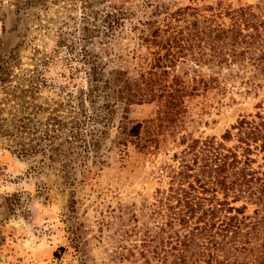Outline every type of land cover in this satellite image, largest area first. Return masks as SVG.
Here are the masks:
<instances>
[{
	"label": "trees",
	"instance_id": "obj_1",
	"mask_svg": "<svg viewBox=\"0 0 264 264\" xmlns=\"http://www.w3.org/2000/svg\"><path fill=\"white\" fill-rule=\"evenodd\" d=\"M40 1L44 0H25L24 5ZM72 1L75 6L76 0ZM125 1L81 0L83 16L75 22L80 40L91 43L98 37L99 47L123 38L129 22L142 44L157 47L146 59L150 68L138 78L122 70L103 75L94 62L101 57L85 48L83 60L93 62L86 90L78 97L70 94L66 103L50 107L42 117L49 102L40 101L37 86L24 84L28 79L15 73L16 55L10 53L0 61V140L7 138L13 152L21 157L42 154L54 162L66 158L64 167L70 175L77 162L86 165L91 157L95 164L105 162L101 147L115 106L124 104L126 113L133 102L161 99V122L174 134L185 127L187 95L213 88L225 94L222 79L240 80L255 96L264 89V5L206 13L195 6L170 11L159 3L148 20L133 22L136 13ZM146 5L153 6L151 0H145ZM179 61L207 66L212 73L205 78L194 70L199 72V78H193L195 85L178 75L169 82V69ZM224 69L228 73L223 74ZM64 106L69 109L66 114L61 110ZM256 107L254 114L242 115L222 140L182 136L180 142L186 145L174 155L176 163L162 168L168 187L158 189L148 205L146 229L140 232L136 225L131 231L140 237L134 247L142 249L145 264H264V162L254 167L258 154L263 153L264 160V98ZM142 127L137 123L123 129L118 144L127 145L125 134L139 138ZM236 136V144H225ZM158 140L152 137L150 142L157 147ZM137 144L151 149L149 144ZM239 201L243 204L235 206ZM249 205L255 206L251 215L245 214Z\"/></svg>",
	"mask_w": 264,
	"mask_h": 264
},
{
	"label": "rangeland",
	"instance_id": "obj_2",
	"mask_svg": "<svg viewBox=\"0 0 264 264\" xmlns=\"http://www.w3.org/2000/svg\"><path fill=\"white\" fill-rule=\"evenodd\" d=\"M24 1L0 0V61L10 53L16 55L19 64L15 73L28 79L24 84H35L40 101L47 100L51 105H45L42 117L48 115L50 107L66 103L70 94L78 97L86 90L93 62L83 60L85 48L91 55L99 54L100 60L95 57L94 62L105 76L122 70L130 78H138L150 68V60L146 59L157 47L142 44L129 22L123 38L99 47L98 37L91 43L80 40L82 33L76 22L83 16L81 0H76L75 6L72 0H44L29 5ZM125 2L136 13L133 22L148 20L159 3L166 4L170 11L195 6L206 13L264 5V0H151L153 6L147 7L145 0ZM223 20L229 23L228 17ZM210 69L179 61L176 68L169 69L167 80L178 75L188 85H195L197 73L209 78ZM222 82L227 88L225 94L213 88L184 98L186 124L174 134L161 122V99L133 102L126 113L124 104L115 106L101 147L105 162L95 164L92 157L86 165L77 162L70 175L64 167L66 158L54 162L42 154L21 157L9 148L10 141L2 138L0 264H145L142 249L134 247L140 244V237L131 231L136 225L141 227L140 232L146 229L148 205L158 189L168 187L162 168L176 163L174 155L186 145L180 142L182 136H216L222 140L242 115L254 114L257 103L264 98V89L255 96L240 80ZM65 107H61L63 114L69 110ZM137 123L143 125L140 137L125 134L127 145L118 144L123 129ZM152 137L159 139L157 147L150 142ZM137 142L149 144L151 149H143ZM236 143L237 136L225 144L230 147ZM262 155L258 154L254 167L264 162ZM254 208L249 205L245 214H253Z\"/></svg>",
	"mask_w": 264,
	"mask_h": 264
}]
</instances>
